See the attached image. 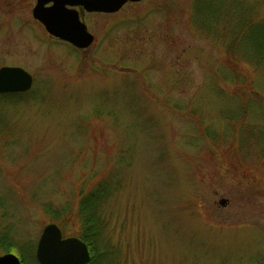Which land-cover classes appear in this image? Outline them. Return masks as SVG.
Wrapping results in <instances>:
<instances>
[{
    "label": "rangeland",
    "instance_id": "1",
    "mask_svg": "<svg viewBox=\"0 0 264 264\" xmlns=\"http://www.w3.org/2000/svg\"><path fill=\"white\" fill-rule=\"evenodd\" d=\"M196 1L85 12L75 50L35 0H0V66L32 76L0 94V255L38 264L48 223L78 236L77 202L104 180L90 264H264V61L230 65L226 20L213 33ZM223 2L264 21V0Z\"/></svg>",
    "mask_w": 264,
    "mask_h": 264
},
{
    "label": "water",
    "instance_id": "2",
    "mask_svg": "<svg viewBox=\"0 0 264 264\" xmlns=\"http://www.w3.org/2000/svg\"><path fill=\"white\" fill-rule=\"evenodd\" d=\"M51 1L50 6H44ZM140 0H36L32 16L51 35L66 40L79 48H85L93 41L84 22L79 21L74 9L65 4H79L86 11L112 13L127 2ZM32 84L31 74L19 66H0V93L23 92ZM35 258L39 264H87L89 253L84 241L76 236L63 237L55 223L46 224L38 237ZM0 264H20L11 252L0 255Z\"/></svg>",
    "mask_w": 264,
    "mask_h": 264
},
{
    "label": "trees",
    "instance_id": "3",
    "mask_svg": "<svg viewBox=\"0 0 264 264\" xmlns=\"http://www.w3.org/2000/svg\"><path fill=\"white\" fill-rule=\"evenodd\" d=\"M196 2L195 8L199 21L201 20L204 27L213 30V33L215 24L219 20L222 21V18L226 20L221 36L226 42L225 53L230 65L237 67L242 61L256 67L264 61V21H254L246 17L244 12L231 2L229 4L223 0H197ZM239 76L233 71L225 79L237 84L241 78ZM233 116L240 118L234 114ZM251 129L254 128L251 127ZM251 135L256 141L257 131L253 130ZM106 189L107 182L104 180L93 183L87 192L80 196L75 207L83 226L78 236L87 242L88 237L94 236L96 232L94 224L99 220L96 215V210L99 208L97 202L103 199Z\"/></svg>",
    "mask_w": 264,
    "mask_h": 264
},
{
    "label": "flooded vegetation",
    "instance_id": "4",
    "mask_svg": "<svg viewBox=\"0 0 264 264\" xmlns=\"http://www.w3.org/2000/svg\"><path fill=\"white\" fill-rule=\"evenodd\" d=\"M35 3H36V0H35ZM35 3H34V5H35ZM52 4V2L51 1H48V2H45L44 3V6H50ZM33 5V6H34ZM33 8V7H32ZM65 8H68V9H74L75 11H76V13H77V17H78V19H79V21H81V22H84L85 23V21H84V13L85 12H88V11H86L85 9H84V7L82 6V5H79V4H73V5H70V4H68V3H66L65 4ZM93 13V12H92ZM34 18V17H33ZM35 19V18H34ZM37 22H39L37 19H35ZM40 24H41V22H39ZM86 24V23H85ZM42 25V24H41ZM43 26V25H42ZM44 28V27H43ZM88 29V28H87ZM45 30V29H44ZM90 32V31H89ZM47 34H48V36L49 37H51V38H53V39H56V40H59V41H61V42H64V43H67L69 46H71L73 49H75V50H81V49H84V48H79V47H76V46H74L73 44H71L70 42H68V41H66V40H62V39H60V38H58V37H55V36H53V35H51V34H49L48 32H46ZM93 37H94V35H93ZM82 241H84L85 242V244H86V246H87V249H88V253H89V259H88V262H87V264H90V262H91V260H92V253H91V250H90V248H89V243L87 242V241H85L84 239H82V237H79ZM34 254H35V252H34ZM17 257H18V259H19V261H20V264H23V261H22V258L19 256V255H17ZM37 261V260H36ZM39 264V263H38Z\"/></svg>",
    "mask_w": 264,
    "mask_h": 264
}]
</instances>
